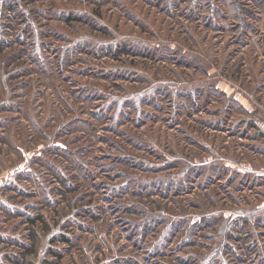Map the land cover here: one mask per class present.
<instances>
[{"label":"rangeland","instance_id":"1","mask_svg":"<svg viewBox=\"0 0 264 264\" xmlns=\"http://www.w3.org/2000/svg\"><path fill=\"white\" fill-rule=\"evenodd\" d=\"M0 264H264V0H0Z\"/></svg>","mask_w":264,"mask_h":264},{"label":"trees","instance_id":"2","mask_svg":"<svg viewBox=\"0 0 264 264\" xmlns=\"http://www.w3.org/2000/svg\"><path fill=\"white\" fill-rule=\"evenodd\" d=\"M31 236H32V238H34V233H32V235H31ZM21 251H22V250H21ZM25 252H26V253H29V252H30V250H29V249H28V250H27V249H25L23 252H20V254H21V255H20V256H21V258H23V257H24V255H25ZM21 260H22V259H21Z\"/></svg>","mask_w":264,"mask_h":264}]
</instances>
